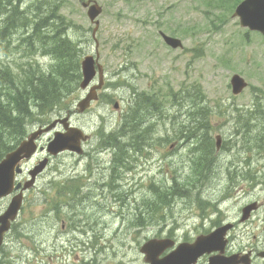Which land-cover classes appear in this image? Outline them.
<instances>
[{
    "label": "rangeland",
    "instance_id": "374dc122",
    "mask_svg": "<svg viewBox=\"0 0 264 264\" xmlns=\"http://www.w3.org/2000/svg\"><path fill=\"white\" fill-rule=\"evenodd\" d=\"M93 1L104 10L99 17L98 51L106 80L108 76L111 82L108 90L111 95L94 102L85 114H75L76 104L86 95L78 85L66 98L68 108L57 113L53 120L71 112L72 125L93 138L88 164L105 165L108 169L104 174L87 168L86 160L77 163L78 156L69 152L51 158L49 167L38 177L36 187L27 193L20 217L7 236L12 256L19 257L15 264H147L140 252L143 244L151 239L166 238L170 233L179 238L182 233L177 229L198 223L197 215L202 212L198 204L204 198L219 202L225 217L238 223L235 233L238 242L244 239L245 247L258 244V248H262L264 207L253 214L248 226V221L241 223L240 220L246 205L257 201L264 203V184L260 181L264 178V143L260 152L250 150L237 156L239 160L231 161L234 166L223 153L210 179L197 183L193 171L196 157L189 147L196 142L186 137L198 128L197 125L204 124L209 130L208 133L199 132L205 136L204 140L210 141L211 134L214 138L221 135L225 140L229 131L236 127L242 131V124L248 123L251 114L263 113L264 36L241 28L239 19L233 17L236 7L225 11L206 6L201 0ZM7 2L2 0L3 4ZM21 4L20 10L31 15L30 20L35 19L33 15H38L41 9V0H22ZM62 13L71 21L67 34L77 42L81 60L94 54L92 32L95 25L90 22L87 10L82 8L81 0H66ZM5 18L0 15V27ZM27 28L32 30L31 24ZM23 33L24 30H20L13 37L9 36L13 48L10 55H0V63L13 70L34 58L42 66L48 65V57H38V54L33 59L24 57L23 46H20ZM161 33L180 39L184 48L171 49ZM235 74L249 83L238 96L232 94L230 86ZM140 94L148 97L151 103L155 95L158 97V108L141 123V129L145 130L143 140L139 138L141 144L134 142L116 149L109 141L118 159L113 158L111 150L101 154L96 132L103 128L106 132L118 130L119 123L128 114V106L134 102L133 97ZM116 102L121 104L119 110L114 109ZM133 111L125 124L129 122L138 133L132 131L130 125L123 126L115 134L124 135L119 138L120 143L127 138L130 141L140 137V129L133 122L136 116ZM39 126L31 128L28 134ZM56 130L61 131V126ZM245 131L249 130L245 128ZM109 135H103V146ZM50 138L53 132L45 135L40 145L46 147ZM227 144L232 147V141ZM46 157L47 153L38 152L26 163L21 181L26 180L28 171ZM112 159L116 169L110 172ZM240 162L242 166L238 168ZM93 173L99 178L96 181L100 183L99 189L94 175L89 181ZM79 174L84 178L80 185L87 183L94 196H88L84 189L78 204L70 200L71 205H66L59 200L56 211L53 205L55 184L61 187L69 177ZM174 182L178 184L175 189ZM176 190L178 195L173 194ZM156 193H165L168 201H155L158 199ZM68 196L61 194L63 199ZM10 201L11 197L0 201V214L5 212ZM157 205L168 208L156 216L149 214V207ZM80 230H83L80 233L85 230L89 233L78 235Z\"/></svg>",
    "mask_w": 264,
    "mask_h": 264
},
{
    "label": "trees",
    "instance_id": "16d2710c",
    "mask_svg": "<svg viewBox=\"0 0 264 264\" xmlns=\"http://www.w3.org/2000/svg\"><path fill=\"white\" fill-rule=\"evenodd\" d=\"M240 1L201 0V3L230 11ZM21 5V0H8L7 4H3L0 0V15L6 17L0 27V55H10L13 42L9 36L13 37L20 30H24L20 40L24 57L33 59L34 55L38 54V57H48L50 62L44 67L34 58L33 61L21 64L18 70H13L11 66L0 63V161L27 137L31 128L50 123L57 113L60 114L62 110L68 108L66 98L78 87L82 78L81 50L77 42L68 36L67 29L71 27V21L62 13V10L66 8V0H41L39 14H34L35 19L31 20V15L20 10ZM30 24L33 32L40 35L34 41H29L31 37L26 35L27 31L31 30L27 28ZM23 37L26 38V42H23ZM31 44L33 47L29 46ZM156 102V99L152 102L153 104L146 102L149 108L141 106L145 104H138L143 109L133 118V122L140 129V137L131 138L130 141L127 138V141L122 143L112 138L110 141L118 143L114 145L117 149H121V145L129 146L134 142L141 144L139 138L142 141V134L145 132L141 129V123L146 121L150 113L153 114L158 108ZM136 105L137 102L133 104V109ZM193 121L194 124L195 119ZM197 126L198 128L187 137L196 143L209 145V140H204L205 136L200 134L209 132L207 125ZM199 128L200 130L197 131ZM109 145H112L111 142ZM124 167L126 168L125 164ZM177 187L175 185L173 189ZM178 193L179 191L176 190L173 194L178 195ZM156 195L158 199L155 201L162 203L168 201L165 193H156ZM163 206L165 205L148 206V213L156 216Z\"/></svg>",
    "mask_w": 264,
    "mask_h": 264
},
{
    "label": "water",
    "instance_id": "95a60500",
    "mask_svg": "<svg viewBox=\"0 0 264 264\" xmlns=\"http://www.w3.org/2000/svg\"><path fill=\"white\" fill-rule=\"evenodd\" d=\"M83 8L87 9L88 17L91 22L96 25L93 32V37L96 38V33L99 29L100 21L97 18L102 14L103 8L96 1H88L82 3ZM234 18L240 19L242 28H247L250 31L260 32L264 35V0H244L235 10ZM165 43L173 48H183V43L180 39L168 36L162 33ZM99 53L97 46V58L93 55L86 56L82 62L83 80L81 89L89 88L97 72L100 73V83H103V67L99 64ZM101 84L93 87L87 98L81 101L78 105L79 112H85L91 105V102L97 99V90L101 88ZM232 93L240 95L244 89L248 87V83L239 75H234L231 80ZM58 125H61L63 131H56L54 138L50 139L47 147H39V141L44 135L53 132ZM87 136L82 130L72 127L70 117L59 118L54 120L47 126H40L33 131L29 136L21 142V144L8 153L0 162V200L7 198L17 192L11 199L7 210L0 215V247L3 245L6 233L11 229L12 223L17 220L19 212L23 205L24 193L32 189L37 177L42 174L50 163L51 157H57L60 154L71 151L81 154V142L86 141ZM221 137H217V148L221 147ZM38 151L46 152L49 157H46L39 162L32 170L29 171V179L25 182H18L19 176L24 173V162H29L37 155ZM258 209L257 203L246 206L243 209L242 221L250 218L252 212ZM232 228V224H227L218 229L209 237H202L192 245H180L176 250L160 258L161 255L175 246L172 239H151L148 240L140 248V252L145 256V262L148 264H192L199 257L206 253L223 251L225 242L223 241L226 233ZM260 256L264 257V253ZM210 264H251V255H246L242 261H237L236 256L223 259L220 256L211 258Z\"/></svg>",
    "mask_w": 264,
    "mask_h": 264
},
{
    "label": "flooded vegetation",
    "instance_id": "af4514ba",
    "mask_svg": "<svg viewBox=\"0 0 264 264\" xmlns=\"http://www.w3.org/2000/svg\"><path fill=\"white\" fill-rule=\"evenodd\" d=\"M110 80L107 76H105V81L102 89L98 92L99 94V99L100 98H107L111 94L108 92L110 89ZM252 119V120H251ZM248 123L246 124L245 128L249 130L248 132L245 131L244 125L242 131L236 127L233 131H229V134L227 138L224 140L223 136L218 135L221 137L222 144L221 147L218 149L216 142H217V137L214 138L213 135L211 134V139H210V144H194V145H189L191 147V150L193 152V156L196 157L194 159L195 165L193 167V171L195 172V178L194 180L199 182H206L207 180L210 179V176L212 173L217 169V164L220 163V159H222V154L225 153L227 158L230 159V164L232 160H235L237 156L241 157L244 152L247 153L248 151H258L260 152V149L263 147L264 143V108H263V113H255L251 114V118H248ZM251 121V122H250ZM254 128V129H253ZM103 130V129H102ZM119 131V130H118ZM103 133L101 131L96 132V137H99V145L103 144ZM213 133V132H212ZM190 142L192 140L188 139ZM188 141V142H189ZM228 141H232V147L228 146ZM93 142V138L91 135H89V139L87 142L84 144V150L83 153L80 155L73 154L75 156H78V162L82 164L86 160L88 161V152L91 150L89 149V145ZM105 144V143H104ZM188 145V144H187ZM93 148V147H92ZM102 151V149H101ZM116 159H118L115 156ZM113 166L110 168V172H113L116 169V165L111 161ZM242 162L239 163V166L241 165ZM249 164V162H245ZM231 166H234L231 164ZM87 168H94V170H99L102 171L104 174L107 171V167L104 165L103 167L98 166L96 164H92L91 166L88 164L86 165ZM220 167V166H219ZM238 168H236L235 173L238 172ZM81 174L75 176L73 175L72 177H69L66 181L62 183L61 187H58L56 184L54 186V193H53V205L54 209L56 211L59 210L58 208V201L61 200L62 203H65L66 205H71L70 200H75L76 203H79V197L82 193V190L84 189H89L88 184L86 183L85 185H80V180L84 179L83 177H80ZM94 175L95 178V183L99 179L96 173H93L89 177V181ZM110 179V178H109ZM68 181H72V184H79L78 186H73L69 187ZM111 181V179H110ZM261 183L264 184V178L260 180ZM101 182V181H99ZM99 184L96 183L99 189ZM105 184V183H103ZM154 185L151 186L153 188ZM102 188V187H101ZM104 189V187L102 188ZM85 190V191H86ZM61 194H69V196L65 199L61 198ZM115 196V199L118 200V196L113 194ZM26 197L27 194H25V199L23 202V207L26 203ZM96 201V200H95ZM226 201V199H225ZM258 202V201H257ZM216 203V206L213 208H210L209 210H204L202 212H199L197 215L198 217V223L194 225H185L184 229H177L176 231H180L182 235L177 238L173 233H170L166 238L172 239L175 241L176 245L170 250L165 251L160 258H163L173 252L175 248H177L180 245H192L194 244L197 239L202 238V237H209L211 236L214 232H216L218 229L224 227L227 224H232V228L226 233L223 241L225 242V248L224 250L218 251V252H212V253H206L199 257L197 261L193 262L192 264H210L211 258L220 256L223 259L230 258L232 256H236L237 261H242L243 258L250 254L251 255V264H257L258 262H261V264H264V257L260 256L261 253H264V245L261 244L262 248H258V244L250 246L249 244L247 245L248 247H245L243 242L244 239H241L238 242V236H236V230L238 228V223L235 222H230L226 217L225 214L222 212L221 208L219 207V202H214ZM223 203V202H222ZM220 203V205L222 204ZM259 209L258 211L261 210V208L264 207V203H259L258 202ZM256 211V212H258ZM255 212V213H256ZM253 219H250L252 221ZM246 224V226L249 225V222ZM241 223H245L242 221V217L240 220ZM133 226V221L131 222ZM264 230V226H263ZM83 230L78 231V235H83V234H88L89 231L85 230L84 233H80ZM77 232V231H76ZM7 234V236H9ZM7 239V238H6ZM8 242L7 240L5 241L4 245L0 247V264H15L17 260L19 259L18 256L14 258L12 256V248L10 249L7 246ZM11 259V261H10Z\"/></svg>",
    "mask_w": 264,
    "mask_h": 264
},
{
    "label": "bare ground",
    "instance_id": "6f19581e",
    "mask_svg": "<svg viewBox=\"0 0 264 264\" xmlns=\"http://www.w3.org/2000/svg\"><path fill=\"white\" fill-rule=\"evenodd\" d=\"M36 25V24H35ZM33 29V28H32ZM35 29V28H34ZM43 30V29H42ZM30 31H31V33H30ZM29 32H27L26 33V35L27 36H30L31 38H39V34H37V33H34L33 32V30H30ZM40 34H41V32H40ZM31 38H29V39H31ZM133 99H134V102H132V104H130L129 106H128V109H127V115L126 116H124L123 118H124V121L123 122H120L119 123V126H118V130H113V131H110V132H104L103 133V135L104 134H111V135H109L107 138H108V140L106 141V145H102V144H100V146L98 147V149L100 148V147H102V151L100 150V153L102 154V152H106V151H108V150H111L112 152H113V158L115 157V152H114V150L112 149V147H111V145H109V141L112 139V138H114L118 143H120L119 142V138H124V135H122V134H120L119 133V135L118 136H116L115 134L116 133H118V132H120V130L122 129V127L124 126V128L125 127H127L128 125H130L129 124V122H128V125H126L125 124V122H126V119H128L127 117H128V115H129V113H130V111H132L133 110V104L135 105L136 104V102H137V105H136V108L134 109L135 111H133V114L134 115H139L140 113H141V111H142V107H146V108H149V106L146 104V102L147 103H151V102H149V100H147L148 99V97H144L143 95H137V97H133ZM155 99L157 100V104H158V97L156 96L155 97ZM153 102H154V99H153ZM139 103H141V104H145V105H141V106H139L138 104ZM153 104V103H152ZM115 106H118V104L117 103H115V105H114V107ZM139 112V113H138ZM149 117V116H148ZM148 117H147V119H148ZM245 118V117H244ZM52 120H53V118H52ZM130 128L132 129V131H134V132H137L138 133V130L135 128V127H132L131 125H130ZM254 129V128H253ZM104 137V136H103ZM113 143H114V145L115 144H118V143H116V142H114V141H112ZM115 147V146H114ZM117 147V146H116ZM115 147V148H116ZM117 149V148H116ZM133 153V152H132ZM103 157V156H102ZM133 159H135L134 157H133ZM262 159V158H261ZM113 160V159H112ZM236 160H239V159H236ZM263 161V160H262ZM245 162V161H244ZM134 167V166H133ZM133 167H132V169L131 170H133ZM131 170H129L128 172H131ZM93 178H94V176H93ZM108 180V182L110 183V179H107ZM106 180V181H107ZM81 181V180H80ZM79 181V182H80ZM108 182H106V183H108ZM105 183V184H106ZM68 184H69V187H72V181H68ZM175 185H177L178 186V184L176 183V182H174V186ZM114 186V185H113ZM153 187H155V184H154V186ZM88 188L89 189H87L86 191H88V196L90 195V196H94V192H93V189H91L90 188V186L88 185ZM187 192V191H186ZM132 193H130L129 194V196L131 195ZM187 194H189L188 192H187ZM183 196H184V194H183ZM181 197V196H180ZM183 198H185V196L183 197ZM128 199V198H127ZM215 205V203H213V202H211V201H209V200H207L206 198H204L201 202H199V204H198V206H199V208H200V210H202V211H204V210H209L210 208H213V207H215L214 206ZM164 208H168V207H165V206H163L161 209H160V211L162 210V209H164Z\"/></svg>",
    "mask_w": 264,
    "mask_h": 264
}]
</instances>
